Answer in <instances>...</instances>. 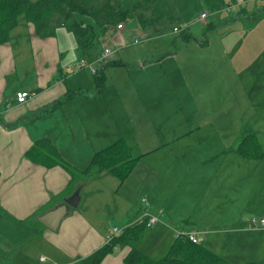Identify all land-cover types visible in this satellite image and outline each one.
I'll use <instances>...</instances> for the list:
<instances>
[{
    "label": "crops",
    "instance_id": "obj_1",
    "mask_svg": "<svg viewBox=\"0 0 264 264\" xmlns=\"http://www.w3.org/2000/svg\"><path fill=\"white\" fill-rule=\"evenodd\" d=\"M206 44L198 41L189 50L184 80L149 84L152 94L137 101L140 123H134L131 141L127 133L114 137L83 127L82 102L76 101H90L81 89L97 85L83 62L98 54L76 45L71 52L76 63L65 59L57 31L39 37L19 17L9 40L0 44V264H78L106 243L114 227L122 232L148 216L157 221L145 227L135 246L150 258L162 257L177 234L194 232L198 243L234 264L264 262V229L248 228L249 219L264 215V106L253 108V126L224 120L233 113L234 97L228 80L207 79ZM261 59L262 52L253 60L255 71ZM67 61L75 73L65 78ZM85 66L91 71L90 63ZM71 78L75 82L69 84ZM17 91L29 98L18 102ZM69 92L73 96L64 101ZM226 102L229 107L218 112ZM36 112L40 116L31 117ZM244 131L258 142V157L235 150ZM40 137L50 138L78 170L118 139L139 159L122 182L104 169L71 184L61 166L46 167L25 156ZM63 204L65 213L49 227ZM130 249L119 245L99 264H126Z\"/></svg>",
    "mask_w": 264,
    "mask_h": 264
},
{
    "label": "rangeland",
    "instance_id": "obj_2",
    "mask_svg": "<svg viewBox=\"0 0 264 264\" xmlns=\"http://www.w3.org/2000/svg\"><path fill=\"white\" fill-rule=\"evenodd\" d=\"M119 2L134 9L132 19L101 27L104 30L103 41L93 47L98 56L88 64L96 73L105 75L103 91L97 92V85H88V88L81 90L91 100L76 101L82 102L79 104L83 108L85 129L106 131L114 137L127 133L129 140L133 141L134 123H140L137 101L145 94H152L151 82L163 87L168 85L169 80H184L188 67L186 58L198 41L208 43L205 59L210 67L207 79L224 78L230 83L227 88L231 91V98L234 97L233 113L224 120L253 126V108L256 110L264 106V0H166L168 15L156 19V22L149 21L157 18L159 11L153 13L151 5L147 9L138 7L136 4L142 3V0ZM91 3L97 6L100 0ZM201 11L208 12L205 19H199ZM140 14L142 19H147L146 23L141 22ZM236 15H240L237 20ZM74 17L82 18L79 14ZM71 23L72 18H69L56 29L60 50L68 60L76 48L75 36L69 29ZM119 23L122 24L121 28L117 27ZM186 34L189 35L188 40L183 39ZM105 47L112 52L99 60ZM261 52L262 59L258 61L261 66L255 71L253 60ZM170 54L174 55L169 57ZM72 59L75 63L78 60L76 57ZM174 60L175 72L170 66ZM111 61L116 63L110 65ZM64 63L65 78H68L75 72L72 67L68 68V61ZM88 64L83 62V69H87L94 82L93 73L85 66ZM215 64L222 66L224 71L215 70ZM142 65H145L144 69H141ZM73 81L71 78L68 83L72 84ZM85 102L88 104L86 108ZM229 105L228 102L220 104L216 110L221 112L223 107ZM39 116L40 112H36L31 117Z\"/></svg>",
    "mask_w": 264,
    "mask_h": 264
},
{
    "label": "trees",
    "instance_id": "obj_3",
    "mask_svg": "<svg viewBox=\"0 0 264 264\" xmlns=\"http://www.w3.org/2000/svg\"><path fill=\"white\" fill-rule=\"evenodd\" d=\"M92 1L36 0L32 2L30 0H0V44L9 40L10 31L16 27L20 16H23L27 22L33 25L34 32L39 37L54 36L56 29L64 25L69 18H72L69 29L75 36L77 49L85 54L93 52V47L103 41L104 30L102 31L101 27L120 20L126 23L132 19L134 9L124 6L119 0H100L97 6L93 5ZM142 1V3L136 5L144 9L151 5L153 13L159 11L158 17L149 22H156V19L168 15L165 9L166 0ZM75 14H79L82 18H75ZM141 17L143 16L140 14L141 22L146 23L147 19ZM183 39L188 40L189 35H183ZM95 78L97 87L100 90L104 77L101 73H95ZM72 96L73 93L69 92L64 101ZM235 150L243 156L258 157L260 154V146L254 135L245 131L237 141ZM25 156L31 161L46 167L61 166L71 176V184L77 182L79 175H90L104 169L110 170L122 182L132 172L139 159V157L131 155L124 139H118L105 148L96 151L83 170H78L67 162L48 137L36 139L25 152ZM146 226L147 221L144 219L126 227L109 242L81 259L78 264H99L107 254L112 253L119 245H129L131 247L124 258L126 264H234L207 246L192 242L185 236L175 238L162 257L150 258L135 246ZM244 264H264V262L248 261Z\"/></svg>",
    "mask_w": 264,
    "mask_h": 264
},
{
    "label": "built area",
    "instance_id": "obj_4",
    "mask_svg": "<svg viewBox=\"0 0 264 264\" xmlns=\"http://www.w3.org/2000/svg\"><path fill=\"white\" fill-rule=\"evenodd\" d=\"M208 13L207 12H201L199 15V19H205L207 17ZM118 28L122 27V24L119 23L117 24ZM177 30V29H175ZM111 49L109 47H105L102 50V53L99 56V60L109 56L111 54ZM91 71L94 73L95 71L93 70L92 67H90ZM29 93L26 91H17L15 93V98L18 102H24L29 98ZM147 221V225H151L154 224L157 221V217L155 216H148L146 218ZM248 228H255V229H264V215L258 217V218H251L248 220ZM121 230L118 229L117 227H114L107 235H106V242H109L113 237H115L116 235H118V233H120ZM178 236H185L187 237L189 240H191L192 242H197V239L195 237V233L194 232H187V233H179L176 235V238Z\"/></svg>",
    "mask_w": 264,
    "mask_h": 264
},
{
    "label": "water",
    "instance_id": "obj_5",
    "mask_svg": "<svg viewBox=\"0 0 264 264\" xmlns=\"http://www.w3.org/2000/svg\"><path fill=\"white\" fill-rule=\"evenodd\" d=\"M75 197V196H74ZM68 203L70 202V203H72V200H68L67 201ZM65 211H66V204H63L62 206H60V207H58L56 210H54L53 211V215H54V217H55V220L53 219L51 222V224H48V226L49 227H51V228H55L56 227V225H57V220H59V217H61L64 213H65ZM40 220H42L43 222H47L46 221V219H44V218H42V219H40Z\"/></svg>",
    "mask_w": 264,
    "mask_h": 264
}]
</instances>
